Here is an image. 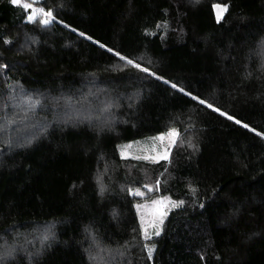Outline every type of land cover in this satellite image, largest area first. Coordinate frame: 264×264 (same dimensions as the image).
Wrapping results in <instances>:
<instances>
[{"label": "trees", "instance_id": "obj_1", "mask_svg": "<svg viewBox=\"0 0 264 264\" xmlns=\"http://www.w3.org/2000/svg\"><path fill=\"white\" fill-rule=\"evenodd\" d=\"M216 4L226 6L219 22ZM38 5L54 10L46 27L0 0V236L13 250L0 264H264V0ZM86 77L116 102L106 123L58 100L84 99ZM170 128L179 138L168 159L122 156V144ZM132 188L183 201L159 235L142 238ZM46 220L53 239L15 244L17 231Z\"/></svg>", "mask_w": 264, "mask_h": 264}, {"label": "rangeland", "instance_id": "obj_2", "mask_svg": "<svg viewBox=\"0 0 264 264\" xmlns=\"http://www.w3.org/2000/svg\"><path fill=\"white\" fill-rule=\"evenodd\" d=\"M217 5V4H216ZM38 7H40L39 5H37ZM217 11L218 9L215 7V12H216V16H217ZM224 11V10H223ZM223 13V12H222ZM40 18V17H39ZM263 46H261V50H262V54L264 55V49ZM91 78V77H90ZM85 85L83 86L82 90L86 91L85 94L79 93L77 94V97L79 98H83L81 101H77L74 96H62V98L58 99L60 101H62L64 103V106L66 109L69 110V112L71 114H73V116H77L74 115V113H72L71 111H76L77 114L79 112L83 113L82 115L84 116H78V118L82 117V118H86L89 119V121L91 122L93 121H99L102 123H106L104 120H106L108 117V115L106 116V112L108 111V109L112 108L111 103L112 101L115 102L114 100L111 99V96L108 94H103L101 93V90L97 89L99 83L94 81L93 79H87V77L84 80ZM87 86V88H86ZM131 88L130 85L126 86V90ZM76 96V95H75ZM131 97L130 95L127 97H119V99H127ZM59 101V102H60ZM122 101V100H121ZM48 103V102H46ZM84 103H88V105H84ZM116 103V102H115ZM123 103V101H122ZM47 105V104H46ZM49 106H51V104H49ZM79 106L78 109H76L75 107ZM50 107H46L44 110H49ZM65 114L63 113V115L58 119V121L56 122L57 124H60L63 122L66 123V119H63V116ZM102 116V117H101ZM101 118H104L101 119ZM170 129H174V128H170ZM166 130L163 131L161 133H156V134H149V135H145L142 136L138 139H135L133 141L130 142H126L124 144H122L120 146V151L123 157H133V158H141V159H145L144 157H152L150 159H145V160H150V161H158L161 160L163 158H161V156L159 154H162L164 152V148L165 146L169 145L170 143V138L167 135V132L170 130ZM35 130L39 131V134H41L42 131V126L39 125L38 123H36L35 125ZM7 127L3 125L2 122H0V137L2 135V133H7ZM164 133V137L163 139H159L157 137L160 136V134ZM156 138V139H154ZM174 144L171 145L170 147V151L168 152V157L170 155V152L173 148ZM168 159V158H167ZM147 191H150V187H146ZM137 191L140 194H136ZM148 192H146L145 190H141L140 188H132L130 189V193L131 194H136L141 196L140 199H136L134 206H135V210L138 216V220H139V226H140V232L142 235V238H144L145 240H147L148 238L152 237L153 235H155L154 233V229L153 226L149 223V221L152 219V213L154 211V206L152 205V201L154 200H163L165 197L169 198L167 195L163 194V195H148L145 196ZM174 202L172 199H168V201L165 202V204L163 205V210L167 213L168 210L170 208L173 207V203ZM137 205H140L139 208H137ZM141 217L144 218V222L145 225L147 226V232H148V238L146 239L144 236V232L141 229ZM165 218V215L163 216V220ZM159 219V217H158ZM161 225H159L160 229H161ZM53 220H46L43 222H39V223H31L28 224L26 226H24V228L20 231H17L14 235H13V239L16 241L15 244L19 245V246H28L29 244H33V243H37L38 246H42L44 245L46 242L50 241L51 239H53ZM48 235V239L44 240L43 237L45 235ZM6 238L7 236H0V255H2L3 251L4 253H7L8 250L10 249H6L8 246V244H6ZM148 248H150V245H147ZM10 251H13L12 249Z\"/></svg>", "mask_w": 264, "mask_h": 264}, {"label": "snow or ice", "instance_id": "obj_3", "mask_svg": "<svg viewBox=\"0 0 264 264\" xmlns=\"http://www.w3.org/2000/svg\"><path fill=\"white\" fill-rule=\"evenodd\" d=\"M10 3L13 4L14 6L17 7H22L25 10V16L26 19L28 20V22H35L37 20L38 17H40L39 19V23L42 26H48L49 24L52 23V21H54L56 19V16L54 14V10L51 8H45V7H38V4L42 3V0H10ZM218 11H217V20L219 22V19L222 17V12L224 10V7L226 6H220V5H216L215 6ZM69 25L65 24V27H68ZM72 31H77V29L73 28ZM79 35L81 37H84L87 40H93V37L90 35H87L85 32H79ZM94 43H99V41H95L93 40ZM10 41L5 39L4 40V44H9ZM101 48H104L105 45L104 44H100ZM108 52H113V49L108 48L107 49ZM116 56H118L121 60H126L127 63L129 65H133L135 68H137L140 71H143L145 73H148L149 75L152 76H156L155 73L151 72L148 68L146 67H141V65L139 63H134L131 59H127L126 57L122 56L119 52H115L114 53ZM7 65L6 64H2L0 63V68H6ZM156 79L158 80H162L165 84H169L170 82L166 79H164L161 76H156ZM171 88L172 89H176L179 92L184 93L187 96H190L192 100H196L199 102V104L201 105H205L207 108L212 109L213 111L219 113L220 116H224L226 117L228 120H232L234 121L237 125H241L243 128L245 129H249L250 131H255L254 128L250 129L249 125L247 123H243L240 119L236 118L233 115H229L228 113H226L225 111L221 110L220 108L214 107L211 103H208L207 101H205L204 99H200L198 96L192 95V93L190 92H185V89L178 86L176 83H171ZM164 133L160 134L159 139H163L164 137ZM168 137L170 138V143L169 145L165 146L164 148V152L162 154H159L161 156V158L163 159H167L168 158V152L170 151V147L172 144H175L179 138V133L177 132L176 129H170L167 132ZM256 135L261 136L262 138H264V133L261 132H257ZM156 139V138H154ZM145 159H150L152 157H144ZM159 183V182H157ZM145 187H147V185H145ZM136 194H140L138 191ZM169 198L165 197L163 200H154L152 201V205L154 206V211L152 213V219L149 221V223L153 226L154 229V233L155 235H159L160 234V227L159 225L163 223V216L166 215V212L163 210V205L165 204L166 201H168ZM174 205H180L183 204V201H174L171 202ZM203 207V205H201ZM140 205H137V208H139ZM159 217V219H158ZM141 229L144 232V236L147 239L148 238V232H147V226L145 225L144 222V218L141 217ZM44 240L48 239V235L46 234L43 237ZM155 245H153L152 247L148 248V254H149V258H151V254L152 251L154 249ZM12 256V252L9 251L3 255H0V261H2L3 259H5L6 257H11Z\"/></svg>", "mask_w": 264, "mask_h": 264}]
</instances>
